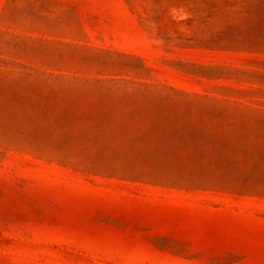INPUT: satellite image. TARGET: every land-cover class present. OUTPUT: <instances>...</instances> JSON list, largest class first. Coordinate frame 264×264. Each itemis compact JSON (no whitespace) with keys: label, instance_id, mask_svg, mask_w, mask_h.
I'll return each mask as SVG.
<instances>
[{"label":"rangeland","instance_id":"obj_1","mask_svg":"<svg viewBox=\"0 0 264 264\" xmlns=\"http://www.w3.org/2000/svg\"><path fill=\"white\" fill-rule=\"evenodd\" d=\"M0 264H264V0H0Z\"/></svg>","mask_w":264,"mask_h":264}]
</instances>
